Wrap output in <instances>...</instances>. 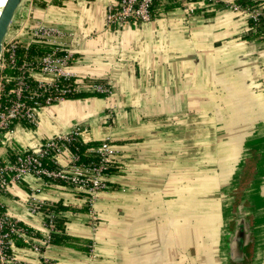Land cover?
I'll use <instances>...</instances> for the list:
<instances>
[{
	"label": "crops",
	"instance_id": "obj_1",
	"mask_svg": "<svg viewBox=\"0 0 264 264\" xmlns=\"http://www.w3.org/2000/svg\"><path fill=\"white\" fill-rule=\"evenodd\" d=\"M109 1L22 0L10 25L9 33L25 19L59 25L71 34L76 74L112 89L43 107L37 127L13 124L11 141L32 150L79 125L86 144L109 135L119 151L94 231L85 195L62 182L29 176L0 197L35 243L44 215L28 213L31 197L77 239V248L50 243L41 254L17 239L19 264H264L262 22L248 27L227 5L239 0L190 16L179 2L157 0L149 22L108 29ZM239 214L245 230L232 233ZM88 241L95 257L78 249Z\"/></svg>",
	"mask_w": 264,
	"mask_h": 264
},
{
	"label": "built area",
	"instance_id": "obj_2",
	"mask_svg": "<svg viewBox=\"0 0 264 264\" xmlns=\"http://www.w3.org/2000/svg\"><path fill=\"white\" fill-rule=\"evenodd\" d=\"M157 0H110L105 5V26L108 29L124 30L149 22L153 16V5ZM179 2L187 15H192L199 7H214L220 0H174ZM233 11H241L253 26L264 18L260 6H242L236 2L227 4ZM249 27V26H248ZM71 34L54 23L43 20L29 22L26 19L9 30L4 38L0 53V197L9 187L20 184L27 177L43 178L47 182H62L75 191L85 195L89 224L93 231L97 225L95 203L99 193L109 187L108 170L119 155L109 135L97 144H86L82 139L85 128L79 125L63 134L46 138L37 148L23 150L11 141L9 134L12 126L20 123L27 128H35L39 123V112L61 102L78 91L104 93L110 96L111 85L105 82H84L72 69L76 61L74 48L68 43ZM34 48V53L19 55V47ZM111 120L113 110L108 112ZM85 143L87 151L97 160L82 162L71 146ZM6 152V153H5ZM65 156L66 163L59 157ZM45 182V183H47ZM28 213L43 212L42 239L35 243L28 229L19 220L3 209L0 200V264H19L15 241L22 239L41 254L43 246L49 241L57 228V213L51 209L42 211V203L31 197L25 204ZM88 255L95 257L93 242L88 245ZM44 264H57L44 259Z\"/></svg>",
	"mask_w": 264,
	"mask_h": 264
},
{
	"label": "trees",
	"instance_id": "obj_3",
	"mask_svg": "<svg viewBox=\"0 0 264 264\" xmlns=\"http://www.w3.org/2000/svg\"><path fill=\"white\" fill-rule=\"evenodd\" d=\"M56 1V0H55ZM240 4H242L243 6H248V7H256V6H262L264 4V0H239L238 1ZM263 10L264 7L262 6ZM261 26L264 27V18L261 19ZM264 32V31H263ZM25 52H27L29 55L34 53V48L33 47H29L28 49L22 47H19V55L22 56ZM84 82L87 81H94V82H102V80L100 79H91V78H84L83 79ZM98 95V96H105L104 93H98V92H87V91H78L75 93L70 94L69 98H75V97H82V96H86V95ZM71 149L73 151H76L79 156H80V160L82 162H88L90 160H97V157L94 156L93 153L88 152L87 151V145L85 143H76L73 144L71 146ZM116 162H114L113 164H111L109 170H108V174L110 175L111 173L116 172ZM55 226L58 229H61V232H54L51 236V239L49 241V243H57V244H63V245H67V246H71V247H75L77 248L78 246L75 244V242H77V239L72 238L71 236L67 235L66 233L63 232V226H62V219L61 218H56L55 220ZM90 241H88L89 243ZM78 249H82L83 251H88V247L86 246H81Z\"/></svg>",
	"mask_w": 264,
	"mask_h": 264
},
{
	"label": "water",
	"instance_id": "obj_4",
	"mask_svg": "<svg viewBox=\"0 0 264 264\" xmlns=\"http://www.w3.org/2000/svg\"><path fill=\"white\" fill-rule=\"evenodd\" d=\"M21 2H22V0H8L2 9V12L0 14V53H1L4 38H5L8 30H9V28H10V25L12 23L14 15H15L17 9L19 8ZM237 216H238V218H240V220L238 221V223L236 221V224L234 227L235 230H233L232 233H242V231L245 230L244 224H243V219H241V215L239 214ZM232 248H234V247L232 246ZM232 251H233V249H232ZM240 252H242V249L240 250ZM233 254H231L230 257L233 260H235L236 257Z\"/></svg>",
	"mask_w": 264,
	"mask_h": 264
},
{
	"label": "bare ground",
	"instance_id": "obj_5",
	"mask_svg": "<svg viewBox=\"0 0 264 264\" xmlns=\"http://www.w3.org/2000/svg\"><path fill=\"white\" fill-rule=\"evenodd\" d=\"M8 0H0V14L2 12L3 7L5 6V4L7 3Z\"/></svg>",
	"mask_w": 264,
	"mask_h": 264
},
{
	"label": "rangeland",
	"instance_id": "obj_6",
	"mask_svg": "<svg viewBox=\"0 0 264 264\" xmlns=\"http://www.w3.org/2000/svg\"><path fill=\"white\" fill-rule=\"evenodd\" d=\"M100 80H102V83L105 82V81H107V79H100ZM94 248H95V246H94Z\"/></svg>",
	"mask_w": 264,
	"mask_h": 264
}]
</instances>
